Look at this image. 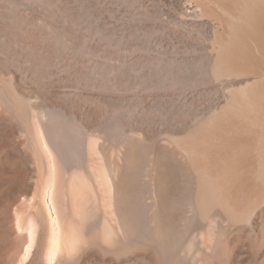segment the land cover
Here are the masks:
<instances>
[{
  "label": "bare ground",
  "instance_id": "obj_1",
  "mask_svg": "<svg viewBox=\"0 0 264 264\" xmlns=\"http://www.w3.org/2000/svg\"><path fill=\"white\" fill-rule=\"evenodd\" d=\"M33 2L0 0V264H264V0L151 1L169 41L119 58Z\"/></svg>",
  "mask_w": 264,
  "mask_h": 264
},
{
  "label": "rangeland",
  "instance_id": "obj_2",
  "mask_svg": "<svg viewBox=\"0 0 264 264\" xmlns=\"http://www.w3.org/2000/svg\"><path fill=\"white\" fill-rule=\"evenodd\" d=\"M33 1H34L33 6L36 9L37 7L39 9L40 7L39 4L44 3V5H41L42 7H40V9L45 8V10L65 11L66 9L72 8L76 10L81 9L82 12L84 13L87 12V15H90V17L92 14L91 19L94 22H96V24L101 26L104 25L105 28L107 27L106 28L107 32L110 35L113 33L112 38H114L113 39L114 47L112 48L113 50L111 49L112 52L110 51V53L113 55L114 58H119L124 56H142L143 52H139V53L137 51L133 52L130 51L129 49H131L132 44L134 45L138 42L143 43L147 39H151V40L153 39V41L155 42H162V41L164 42L166 40L169 41V39L163 36L165 34L164 32H162L163 26L161 25L164 24L161 22L158 15H156L157 4L155 5L153 4V3H157L156 0H64L65 2L63 0H48V1L46 0V4H45V0H42L43 2L41 0H33ZM56 1L57 2L63 1L61 3H63L64 6L63 4H60L59 2L57 3ZM37 2H39L38 4L39 6L36 4ZM77 5L78 8L77 7L75 8V6ZM43 6H48V7H43ZM55 7L58 8L55 9ZM167 34L171 35V32H168ZM116 41L117 43L115 44ZM4 197H5L4 193L0 192V201H1L0 216L4 213V204H5L3 200ZM5 250L10 252L11 254L13 253L14 249L12 243V236L8 238H4L0 230V252ZM21 250L22 251H20L19 256L17 255L14 257V264L19 263L20 260L22 259L24 253L23 247L21 248Z\"/></svg>",
  "mask_w": 264,
  "mask_h": 264
}]
</instances>
